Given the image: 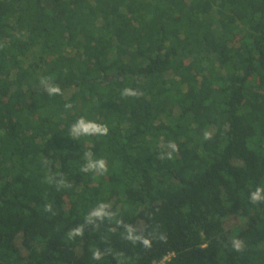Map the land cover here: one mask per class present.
I'll return each mask as SVG.
<instances>
[{"label":"trees","instance_id":"obj_1","mask_svg":"<svg viewBox=\"0 0 264 264\" xmlns=\"http://www.w3.org/2000/svg\"><path fill=\"white\" fill-rule=\"evenodd\" d=\"M167 257L264 264V0H0V264Z\"/></svg>","mask_w":264,"mask_h":264},{"label":"built area","instance_id":"obj_2","mask_svg":"<svg viewBox=\"0 0 264 264\" xmlns=\"http://www.w3.org/2000/svg\"><path fill=\"white\" fill-rule=\"evenodd\" d=\"M169 260V257L165 258L162 262L160 263H155V264H165Z\"/></svg>","mask_w":264,"mask_h":264},{"label":"rangeland","instance_id":"obj_3","mask_svg":"<svg viewBox=\"0 0 264 264\" xmlns=\"http://www.w3.org/2000/svg\"><path fill=\"white\" fill-rule=\"evenodd\" d=\"M240 227L239 225L235 226L234 228ZM235 230V229H234ZM237 231H235V235H236Z\"/></svg>","mask_w":264,"mask_h":264}]
</instances>
